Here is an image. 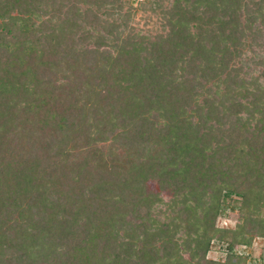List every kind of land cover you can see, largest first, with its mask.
Segmentation results:
<instances>
[{"label":"trees","instance_id":"trees-1","mask_svg":"<svg viewBox=\"0 0 264 264\" xmlns=\"http://www.w3.org/2000/svg\"><path fill=\"white\" fill-rule=\"evenodd\" d=\"M255 237L264 0H0V264H242Z\"/></svg>","mask_w":264,"mask_h":264},{"label":"rangeland","instance_id":"rangeland-1","mask_svg":"<svg viewBox=\"0 0 264 264\" xmlns=\"http://www.w3.org/2000/svg\"><path fill=\"white\" fill-rule=\"evenodd\" d=\"M133 3L136 0H132ZM132 26H137L138 29L145 27L144 20L141 18L140 14H137L130 23ZM164 200L168 199L167 195H163ZM237 211L226 209L221 215L216 219V226L220 229H234L237 223ZM233 251L236 255H241L245 257V261L242 264H264V238L255 237L252 239L251 244L241 245L235 244L233 246ZM209 259H215L223 261L226 257V245L224 242H214L207 253Z\"/></svg>","mask_w":264,"mask_h":264}]
</instances>
